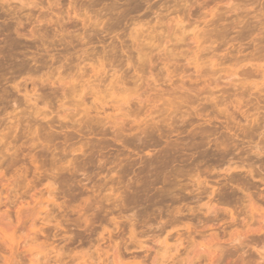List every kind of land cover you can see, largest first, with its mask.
Masks as SVG:
<instances>
[{
  "label": "rangeland",
  "instance_id": "obj_1",
  "mask_svg": "<svg viewBox=\"0 0 264 264\" xmlns=\"http://www.w3.org/2000/svg\"><path fill=\"white\" fill-rule=\"evenodd\" d=\"M187 24L195 29L189 32L191 27L185 31L187 34L183 37L180 30ZM133 29L136 37H141L137 42L130 34H135L131 32ZM169 29L172 32L180 29L177 32L181 38L175 31L171 39L167 38V33H171ZM142 51L148 59L140 55ZM196 55L204 62L197 59L203 64L202 69L194 67ZM99 56L104 73L99 68ZM260 64L264 65V0H0V157L9 162L5 164L9 169L0 164V173L8 171L7 177L0 178L6 179L0 182L4 184H0L4 192L0 196L2 202H7L4 205L0 202V247L5 243V247L0 248L4 251L0 253L4 259L0 258L1 263H54V249L68 253L72 246L76 255L73 263L88 264L91 261L89 249L94 245L97 249L104 238L113 237L112 240H119L122 245L130 239V225L126 222L129 226L124 224L126 227L123 225L121 230L124 227L125 232L123 229L121 234L113 219L127 220L134 218L133 215L136 241L144 244L141 249L144 251L136 250L134 243L132 254L126 256L123 264H133L131 255L138 253L139 257L149 256L147 264H214L217 261L215 264H219L220 259L223 260L220 264H240L242 259L250 262V254H256L252 264L262 263L257 253L264 250H256L254 245L249 248L253 243L247 245L245 242V247L242 241L250 242L248 239H251L252 242L256 232L264 226L258 218L251 220L246 215L250 214L248 200L256 199L249 198L254 192L255 202H260V209L264 208L261 203L264 198V182H261L264 178V79L259 77ZM116 78L121 81L118 88L127 86L139 94L135 93L137 96L133 97L131 105L124 106L126 114H130L125 118L112 108L110 96L105 99L108 85L116 87L118 84ZM89 85L96 88L99 85L98 90L101 86V91L106 93L101 95L108 103L104 112L96 109L99 105L94 102L95 89H90ZM156 95H163L161 102L154 103ZM166 153L172 158L157 160L158 155ZM202 153L207 162L202 159ZM11 155L18 157L19 163L17 159L11 160ZM35 158L42 167L34 164ZM194 158L198 161L194 162ZM10 162L16 165L10 167ZM23 167L31 171L23 170L27 174H19L18 170ZM40 167L41 170H37ZM197 169L202 171L201 176L203 174L200 182L195 173ZM33 173L42 177L40 182L36 177L37 182L33 181ZM186 174L193 177L195 174V177ZM87 175L91 181H87ZM27 177L33 181L32 187L28 179L26 182ZM232 178L234 184L239 180L236 184H248L244 188H252L248 190L247 194L252 195H247V200L243 191L232 190V184V187L229 185ZM18 181L24 186L12 184V189L10 183L17 185ZM201 181L211 186L198 191ZM35 184H39L36 190ZM50 184H65L66 190L74 186V195V191L71 193L68 189L66 201L75 203L77 200L76 213L58 209L62 202L57 199L63 198L45 192ZM68 184L72 186L66 187ZM87 184H104L103 187L106 184L109 190L105 189L101 197L89 196L92 194H87ZM224 184L227 188L222 187ZM15 187L18 195L11 191ZM110 188H121V197L120 194L116 196L118 193L112 195ZM215 190L218 193H213ZM219 193L221 196L216 198ZM49 197L55 200L50 202ZM89 197L104 208L97 209V215L93 216L101 217L103 226L96 225L100 224V219L94 218L98 221L86 228L87 212V216L95 215V206L94 211L85 209ZM121 198L122 204L125 202V206L128 204L134 209H123ZM35 207H47L42 217L45 223L38 220L36 226L38 230L42 228L38 233L40 238L31 231L26 218L27 212ZM60 212L62 214H58ZM66 212L71 214L66 217ZM49 215L57 218L50 219ZM61 219L67 227L63 231L58 228L57 232L56 221ZM82 219L84 222H80ZM22 223L28 224L24 227ZM109 230L115 231V236L116 232L118 237L124 236L123 241L120 237L114 238L113 233L110 235ZM190 230L192 235L187 234ZM105 231L108 234L102 237ZM76 233L79 236L76 237ZM213 235L219 236L218 239L214 240ZM69 236L74 240H68ZM53 238H58L54 239L56 243ZM109 240L102 245L104 251L113 249L115 241L109 243ZM240 246L244 247V255L238 249ZM29 247L33 250L26 253ZM90 250L92 254L96 252L94 248ZM87 251L90 254L85 253ZM208 253L213 254L210 257H214V262H210ZM197 256L203 261H197Z\"/></svg>",
  "mask_w": 264,
  "mask_h": 264
},
{
  "label": "bare ground",
  "instance_id": "obj_2",
  "mask_svg": "<svg viewBox=\"0 0 264 264\" xmlns=\"http://www.w3.org/2000/svg\"><path fill=\"white\" fill-rule=\"evenodd\" d=\"M134 11H135V13H136V10H134ZM138 11H139V10H138ZM130 13H131V12H130ZM130 13H129V14H130ZM131 14H132V13H131ZM133 14H134V12H133ZM97 17H98V16H97ZM92 19H93V18H92ZM98 20H99V18H98ZM181 20H182V19H181ZM94 21H96V20H94ZM182 21H183V20H182ZM177 23H178V22H177ZM179 23H181V22H179ZM179 23H178V24H179ZM135 24H136V22H135ZM178 24H177V26H178ZM181 24H182V23H181ZM181 24H180V25H181ZM182 25H184V24H182ZM136 26H138V24H137ZM191 27H192L191 24H189V25L187 24V26H182V27H181L182 30L178 29V30H180V33L183 32V33H181V34H183V35H181V36L185 37L186 34H187L186 32H188V30H189ZM179 28H180V27H179ZM193 28H194V27H192V29H190L189 32L192 31ZM171 29H173V28H171ZM174 29H175V28H174ZM194 29H195V28H194ZM140 30H141V29L139 28V31H140ZM178 30H177V31H178ZM133 31H134V29H133L131 32H133ZM137 31H138V28H137ZM142 31H143V29H142ZM168 31L171 32V33H170V35L167 33V38H170V37L172 36L171 34H173L175 30L172 32V31H170V29H169ZM177 31H175V32L178 33ZM185 31H186V32H185ZM184 32H185V33H184ZM134 33H135V34H132V33H130V34H131V35H134V37H135L136 39H133V40H136L135 42H137V41H139V40H137V38L139 37L138 39H140L141 37H140V36H137V37H136V32L134 31ZM176 33H174V34H176ZM178 35L180 36L179 33H178ZM195 35H196V34H195ZM168 36H169V37H168ZM176 36H177V35H176ZM181 36H180V38H181ZM196 36L198 37V35H196ZM172 37H173V36H172ZM172 37H171V38H172ZM183 37H182V39H183ZM142 38H143V37H142ZM171 38H170V39H171ZM176 38H177V37H176ZM174 39H175V38H174ZM182 39H181V42H182ZM197 39H199V38H197ZM142 40H143V39H142ZM172 40H173V39H172ZM176 40H177V39H176ZM184 40H185V38L183 39V41H184ZM177 41H178V40H177ZM141 43H142V42H141ZM143 43H144V42H143ZM149 45H150V44H149ZM144 53H145V51H142V52L140 53V55L143 54V55L146 56V58H145V56H141V57H144L145 59H148L146 53H145V54H144ZM196 56H197V55H196ZM196 56H194V58H195ZM197 57H198V56H197ZM99 58H100V56H99ZM99 58H98V59H99ZM101 58H102V57H101ZM101 58L99 59V61L101 62L99 68L102 69V68H104V64L102 63ZM145 59H143V60H145ZM195 59H196V60H195ZM195 59H193V62H195V66H194V67H196L195 69H197V70H198V68H199V69H200V68L202 69V68H203V67H202V66H203V64H202L203 60L200 59L199 57H198V58H195ZM197 59L200 60V61L202 60L201 64H200V61H197ZM194 60H195V61H194ZM203 63H204V62H203ZM205 63H206V62H205ZM262 66H263V67H262ZM94 67H95V66H94ZM94 69H95V70L97 69V72H98V73H100V71H101V70H99V69L96 68V67H95ZM260 69H262V70H261V75H260L259 77H261V79H264V65L260 64ZM98 70H99V71H98ZM102 71H103V73H104V72H105V69H104V70L102 69ZM102 71H101V73H102ZM97 72H96V74H98ZM196 72H199V71H196ZM259 72H260V71H259ZM201 73H202V72H201ZM201 73H200V74H201ZM235 75H237V74H235ZM99 76H100V75H99ZM101 76H103V75L101 74ZM230 76H231V74H230ZM237 76H238V75H237ZM237 76H236V77H237ZM20 77H21V75H20ZM99 78H100V77H99ZM99 78H98V79H99ZM230 78H231V77H230ZM258 79H260V78H258ZM112 80H113V79H112ZM112 80L110 81V83H112V84H114V85H115V83H118V82H119V81H118L119 79H117V78H116V80H115V81H117V82H115V81L113 80L115 83H114ZM100 81H101V80H100ZM255 81H256V80H255ZM258 81H262V80H257V82H258ZM263 81H264V80H263ZM252 82H253V80H252ZM257 82H256V83H257ZM100 83H102V82H100ZM119 83H121V81H120ZM119 83L115 85L116 87H112L111 84L108 85L110 88H111V87H112V88H111V89H110V88L108 89V90H110V91H109L110 93H108V90H107V95H108V94H109V95H108V97H107V95H106V98L104 97L106 93L104 94V92L101 91V86H100L99 90H98L99 85H98L97 88H96V86L93 87V85H89V88H90V89L93 88V90L95 89V90H94L95 92H94V91H92V92H94L93 94L96 93V94H95V95H96V98H95V95H93V98H95L94 102H97L98 105H99V106H96V109L101 108L102 111H103V110L105 111V108H104V107H105L108 103H107V101H103V100H104V98H105V99H108L109 96H110L111 102L113 103V107H112V108H114V110H116V111L121 112L120 115H121L122 117L124 116V118H125V116H129L130 114H128V113H127L128 115L126 114V112H128V111H127V110H124V109H125L124 106L131 105V104H130L131 100L133 99L134 96H135V97H134V99H135L136 96H137L136 94H138V93H136L135 91H134V93H133V92L131 91V89H127V86H126L125 84H123V85H125L126 88L123 87V86H122V88H118V87H117L118 85L121 86V84H119ZM245 83H246V82H245ZM87 85H88V84H87ZM110 85H111V86H110ZM114 85H113V86H114ZM90 86H91V87H90ZM261 86H262V85H261ZM256 87H257V86H256ZM107 88H108V87H107ZM90 89L87 88V90H90ZM183 89H184V87H183ZM259 90H260V89H259ZM105 91H106V90H105ZM130 91H131L133 94H132ZM102 92H103V93H102ZM88 93H89V92H88ZM135 93H136V94H135ZM103 94H104V96H103V100H102V98H101L102 96H101V95H103ZM158 94H159V93H158ZM183 94L185 95V93H183ZM138 95H139V94H138ZM187 95H188V94H186V96H187ZM156 96H157V95H156ZM159 96H160V97H159ZM162 96H163V95H158L157 97H155V99H154V103H156V102H157V103H158V102H161V100H162ZM198 96H199V95H198ZM139 97H140V96H139ZM164 97H165V96H164ZM163 100H164V99H163ZM165 100H166V99H165ZM170 100H171V99H170ZM166 101H167V100H166ZM172 102L174 103V101H172ZM165 103H166V102H165ZM167 103H168V106H167V107L170 109L171 106H169V105H170V104H169V101H167ZM167 103H166V105H167ZM173 103H172V104H173ZM94 104H96V103H94ZM96 105H97V104H96ZM109 105H110V104H109ZM174 105H175V103H174ZM174 105H173V106H174ZM111 106H112V105H111ZM163 107H166V106H163ZM167 107H166V108H167ZM127 108H128V107H127ZM163 109H164V108H163ZM169 109H167V110H169ZM171 109H172V108H171ZM104 111H103V112H104ZM165 114H166V113H165ZM122 117H121V118H122ZM118 118H119V117H118ZM119 119H120V118H119ZM115 120H116V122H117L116 117H115ZM121 120H122V119H120V121H121ZM115 124L117 125V124H119V123H115ZM206 154H207V153H206ZM190 155H191V154H189V156H190ZM192 155H193V154H192ZM192 155H191L190 157H195V156H192ZM202 155H203V153H202ZM202 155H199V156L202 157ZM207 155H208V154H207ZM225 155H226V154H225ZM0 156H1V155H0ZM11 156H12V155H11ZM11 156H9V157L11 158ZM141 156H142V155H141ZM141 156H140V157H141ZM158 156H159V157H158ZM158 156H157V160H158V161H159V159H163V160L166 159V160H167V158H170V157H171L170 154H167V153H166V154H161V155H158ZM172 156H173V155H172ZM176 156H177V155H176ZM176 156L174 155V158H175ZM179 156H181V155H179ZM199 156H198V158H197V157H196V158L199 159ZM208 156H209V155H208ZM212 156H213V155H212ZM214 156H215V155H214ZM218 156H219V154H218ZM221 156H222V155H221ZM5 157L8 158V156H4V158H5ZM100 157H102V159H103V156H100ZM143 157L145 158L144 155H143ZM143 157H142V159H143ZM177 157H178V156H177ZM182 157L184 158L185 155L183 154ZM187 157H188V155L186 156V158H187ZM210 157H211V155H210ZM1 158H2V157H0V164H2L3 166H5V167L7 168L8 166L5 165V164H7V163H9V162L6 161V160H7L6 158H5V159H6L5 161H4L3 158H2V159H1ZM97 158H98V157H97ZM147 158H148V157H147ZM171 158H172V157H171ZM213 158H214V157H213ZM259 158H260V157H259ZM12 159H13V160H14V159H15V160L17 159L16 162H18V161L20 160L18 157L15 158V156H14V157L12 156L11 160H12ZM18 159H19V160H18ZM99 159H101V158H99ZM145 159H146V158H145ZM180 159H181V158H180ZM194 159H195V158H194ZM197 159H195L194 162H195V161H198ZM202 159H203V160L206 159V155H205V154L203 155ZM202 159H200L199 162H201ZM218 159H219V158H218ZM221 159H222V158H221ZM35 160H36V158L34 159V162H36V163H34L33 161H31V162H33V163L36 164V165H40V164H38L39 161H37V160L35 161ZM169 160H170V159H169ZM174 160H175V159H174ZM208 160H211V159L208 158ZM214 160H217V159L214 158ZM214 160H213V161H214ZM223 160H224V159H223ZM99 161H101V160H99ZM142 161H143V160H142ZM155 161H156V160H155ZM160 161H161V160H160ZM185 161H186V160H185ZM205 161H206V160H205ZM219 161H220V159H219ZM6 162H7V163H6ZM13 162H14V161H13ZM13 162H12V163L10 162V164H9L10 167H12V165H13V166L16 165V164H13ZM37 162H38V163H37ZM101 162H102V161H101ZM202 162H203V161H202ZM206 162H207V161H206ZM209 162H210V161H209ZM18 163H19V162H18ZM11 164H12V165H11ZM211 164H212V163H211ZM208 165H209V164H208ZM249 165H250V164H249ZM40 166H41V165H40ZM33 167L36 169L35 165H33ZM41 167H42V166H41ZM41 167L38 168L37 170H41ZM207 168H208V167H206V170H208ZM209 168H210V167H209ZM250 168L252 169V167L249 166V170H251ZM7 169H9V167H8ZM25 169H28V170H25ZM42 169H43V168H42ZM4 170H5V169H4ZM21 170H22V171H21ZM21 170H18L19 174H20V172H24V171L29 172L30 168H29V167H28V168H27V167H25V168L23 167V169H21ZM23 170H24V171H23ZM197 170H198V169H197ZM1 171H2V170H1ZM30 171H31V170H30ZM195 171H196V170H195ZM198 171H199V170H198ZM198 171L195 172V173H196L197 176H198V179H197V180H199V182H200V178H199V177L201 176L200 173H202V171H201V172H200V171L198 172ZM2 172H3V171H2ZM2 172L0 173V176H1L0 178H4V177H7V176H8V175L6 176V174H7L6 172H8V171H5V173H2ZM26 172H24L23 175H26V174H27ZM87 172H88V171H87ZM16 173H17V172H16ZM36 173H37V172H36ZM40 173H41V171H40ZM90 173H91V171H90ZM92 173H93V172H92ZM9 174H10V172H9ZM11 174H12V173H11ZM38 174H39V173H38ZM42 174H43L44 176L47 175V174L44 173V171H43ZM87 174H88V173H87ZM188 174H189V173H188ZM188 174H186V176L191 177V178H194V177H195V174H194V177H193L192 174H191V176L188 175ZM250 174H251V176H252L253 179H254V178L256 179V175H254L252 171H250ZM16 175H17V174H16ZM16 175H15V176H16ZM89 175L91 176L92 174H89ZM19 176L21 177V175H19ZM28 176H29V175H28ZM90 176L87 175V181H91V180H92L91 177H92L93 175H92L91 177H90ZM202 176H203V174H202ZM202 176H201V178L203 179ZM260 176H261V175H260ZM35 177L38 178L37 180H39L38 182H40V179H39V178H42V177H40V176L37 177V176H35V174L33 173V177H32V178L34 179V180H33L34 182H37V181H35V179H36ZM47 177H48V175H47ZM231 177H233V176H231ZM231 177H229V178H231ZM261 177H262V176H261ZM23 178H25V176H24ZM28 178H29V177L26 178V182H28V181H27ZM45 178H46V177H44L43 179H45ZM48 178H49V180H50V177H48ZM48 178H47L46 180H48ZM234 178H235V177H234ZM262 178H263V177H262ZM262 178H261V179H262ZM8 179H9V178H8ZM8 179H7V180H8ZM14 179H15V181H17V178H13V180H14ZM18 179H19V178H18ZM20 179H21V178H20ZM257 179L259 180L260 177L257 178ZM1 180H2V181H4V180L6 181V179H4V180L1 179ZM1 180H0V182H1ZM13 180L11 179V182H13ZM28 180H29V179H28ZM41 180H42V179H41ZM204 180H205V179H204ZM262 180H263V181H261V182H264V178H263ZM29 181H30V180H29ZM33 181H30V182H31V183H30V184H31V187L34 185V184H32ZM42 181H43V180H42ZM208 181H209V180H208ZM208 181H207V182H208ZM228 181H229V180H228ZM234 181H235V180H233V178H232V179L230 180V183H229L230 186H231V184H232V186H233L232 190L235 188V189H237V191H239V192L243 191V192H241V193H244L243 195L246 194V195L244 196V197L246 198V200H247V197H249V196L252 195V194H253V195L255 194V192L252 193V194H251V193H250V194H247V193H249V191L252 190V188L250 187V188H249L250 190H249L248 187H246V189H245L244 186H245L246 184H245V185H244L243 183H241V184H240V183H239V184H236V183H238L239 180L236 181L235 184H234ZM26 182H25V183H26ZM204 182H206V181H204ZM209 182H210V181H209ZM209 182H208V183H209ZM240 182H241V181H240ZM1 183H2V182H1ZM1 183H0V184H1ZM19 183H22V185H23V182H19V181H18L17 185H16L15 183H10L11 186H12V189H13V185H12V184H14V186L17 187L18 185L20 186ZM202 183H203V182L201 181V183L198 184V186H197V187H199V188H198V191H199L200 188H201L200 190H203V188H205V189L207 190L206 187H208V184H206V183H203V184H202ZM242 184H243V185H242ZM1 185H2V184H1ZM6 185H7V184H6ZM22 185H21V187H22ZM27 185H28V184H27ZM27 185H26V186H27ZM35 185H36V184H35ZM38 185H39V184H38ZM38 185H36L35 190H36V188H38ZM51 185H52V184H50L49 187H47V189L45 190V192H46L49 196H52V195H54V194H55V196H56V194L59 195V196L61 195L62 198L64 199V200L61 199V197H59V199H61L62 201H59V199H57L58 202H62V203H59V204H58V209H59V210H62V211H66L67 209H70V211H71V210L73 211V212L71 211L72 213H76V212H74V211H75L76 207H78V205H79V203H76L77 200H75V203H73L72 201H70L71 203H73V205L69 202V200H68V202L66 201V200H67V197H68V189L70 190V188H68V189L66 190V189L64 188V187H65V184H64V186H62L63 184H61V185H60V184H59V185H58V184H55V185H58V186H55V185L51 186ZM68 185H70V184H68ZM68 185H67L66 187H71V186H72V184H71L70 186H68ZM89 185H90V184H89ZM89 185L87 184V186H86L87 194H89V193L92 194V195H89V196H94V197H95L96 195H98V196L101 195V196H102V195H103L102 193L105 192V189H106V190H109L108 187H105L106 184H105V186H104L105 188L103 187L104 184H103V185H100V186H99V185H92V184H91L92 186H89ZM196 185H197V184H196ZM227 185H228V184H227ZM229 185H228V187H229ZM247 185H248V184H247ZM247 185H246V186H247ZM250 185H251V184H250ZM252 185H253V184H252ZM252 185H251V186H252ZM2 186H4V184H3ZM11 186H10V187H11ZM23 186H24V185H23ZM210 186H211V184H209V187H210ZM220 186H222V185H220ZM224 186L227 188V186H226L225 184H224L222 187H224ZM232 186H231V187H232ZM256 186H257V185H256ZM16 187L14 188L15 190H12V189H11V191L16 192V191L18 190V188H16ZM21 187H20V188H21ZM28 187H30V186H28ZM31 187H30V188H31ZM83 187H85V185H83ZM83 187H82V189H84ZM109 187H113V186H109ZM209 187H208V188H209ZM222 187H221V190H224V188L222 189ZM252 187H253V186H252ZM254 187H255V185H254ZM260 187H261V186H260ZM4 188H5V187H4ZM8 188H9V187H8ZM8 188H5V189H8ZM20 188H19V190H20ZM23 188H24V187H23ZM72 188H73L72 190L74 191V186H73ZM75 188H76V187H75ZM213 188H215V187H213ZM255 188H256V187H255ZM26 189H28V188H26ZM163 189H164V188H163ZM228 189H230V188H228ZM24 190H25V189H23V191H24ZM30 190H31V191H34V188H33V190H32V189H30ZM72 190H70L71 193H72ZM75 190H76V189H75ZM84 190H85V189H84ZM120 190H121V188H119V190H118V189H114V188H110V193H111L112 195H113V193H115V194L118 193L116 196H119V194H120V197H121V195H122L121 193H122V192H121ZM170 190H171V189H170ZM181 190H182V188H181ZM196 190H197V189H196ZM196 190H195V191H196ZM213 190H214V189H213ZM217 190H218V189H217ZM225 190H226V189H225ZM246 190H247V192H246ZM248 190H249V191H248ZM0 191H1V189H0ZM9 191H10V190H9ZM42 191H43V189H42ZM42 191H41V193H43ZM66 191H67V192H66ZM162 191H163V190H162ZM164 191H165V190H164ZM183 191H186V190L183 188ZM187 191H188V189H187ZM190 191H191V190H190ZM198 191H197V192H198ZM235 191H236V190H235ZM254 191H256V190H254ZM17 192H18V191H17ZM17 192L15 193L16 195H18ZM26 192H29V191L27 190ZM26 192H25V193L23 192V195H25ZM167 192H168V191H167ZM201 192H203V191H201ZM201 192H200V193H201ZM216 192L218 193V191H216V190L213 191V193H216ZM221 192H222V191H221ZM259 192H260V190H259ZM0 193L2 194V196L4 195V194H3V193H4L3 191H1ZM7 193H8V192H7ZM7 193H6V194H7ZM69 193H70V192H69ZM71 193H70V196H71ZM74 193H75V191L72 193V195H74ZM78 193H79V192H78ZM194 193H196V192H194ZM226 193H227V192H226ZM43 194H44V193H43ZM76 194H77V193H76ZM115 194H114V196H115ZM201 194L203 195V193H201ZM219 194H220V193H219ZM219 194H218V195H219ZM8 195H9V193H8ZM78 195H79V194H78ZM78 195H77V196H78ZM105 195H106V194H104V196H105ZM210 195H211V193H210ZM218 195H217L216 198H218V197L221 196V194H220L219 196H218ZM226 195H227V194H226ZM247 195H249V196H247ZM253 195H252L251 197H249V198H251V199H252V198H256V199H257V195H255L254 197H253ZM262 195H263V194H262ZM98 196L95 198V200H96L97 198H99ZM101 196H100V197H101ZM198 196H199V195H198ZM213 196H215V195H213ZM16 197H18V196H15V198H16ZM21 197L23 198L24 196L21 195ZM21 197H20V198H21ZM120 197H119V198H120ZM209 197H210V196H209ZM0 198H1V196H0ZM6 198H7V197H6ZM49 198H50V197H49ZM56 198H58V197L56 196ZM68 198H69V197H68ZM71 198H72V197H71ZM76 198H77V197H76ZM90 198H93V197H89V198L87 199V202L85 201V204H86V205H85V206H86L85 209L87 208V211H88V209H89V210L91 209L92 211H94V209H95V215H94V213H93L92 216H91L90 214H89V216H87V215H88V212H87L85 209L83 210V207L81 208V210H82L85 214H86V212H87V214L85 215L87 218L84 216V217L86 218V219H85V223H86V225H87L86 228H87V227H92V226H94L95 222L98 221V220L95 221L96 218H98V217L95 218V217H93V216H96V215H97V214H96V212H97L96 210H97V209H102L101 207H103V206H100V205H99L100 203H99V204H98V203H95L96 201H94V200H93L94 202H92V199H90ZM116 198H117V197H116ZM119 198H118V199H119ZM152 198H153V197H152ZM196 198H197V196H196ZM225 198H226V196H225ZM245 198H244V200H245ZM1 199H2V200H1ZM1 199H0V202H1V205H2L5 201L2 202V201H3V198H1ZM52 199L55 200L54 198H50V199H48V201L51 202ZM121 199H122V198H121ZM121 199H120V203H121V201L123 202V199H122V200H121ZM199 199H200V198H199ZM256 199L248 200L249 203H250L249 206H248V207H249L250 214H246V213H245V214L248 215V217H249L251 220H253V219H255V218H258L259 221H260V223H263V225H264V208H263V209H262V208H261V209L259 208L258 205L260 204V202H259V204H257V203L255 202V201H257ZM11 200H12V199H11ZM53 200H52V201H53ZM197 200H198V199H197ZM211 200H212V199H211ZM219 200H222V198H220ZM223 200H224V199H223ZM223 200H222V201H223ZM48 201H47V202H48ZM73 201H74V200H73ZM222 201H221V202H222ZM250 201H251V202H250ZM258 201H261V200H258ZM262 201H263V202H261V203L264 205V198H263ZM12 202L14 203V200H13ZM12 202H10V203H12ZM5 203H7V202H5ZM68 203H69V204H68ZM124 203H125V202H124ZM124 203H123V204L121 203V205L124 206V207L121 206V207H123V209H125V207L127 208L126 210L129 209V211H130V209H134L133 206H128V204H127V206H125L126 203H125V205H124ZM53 204H56V202L53 203ZM1 205H0V206H1ZM3 205H4V204H3ZM23 206H24V205H23ZM53 206H54V205H53ZM55 206H57V205H55ZM94 206H95V207H94ZM261 206H262V205H261ZM261 206H260V207H261ZM93 207H94V209H92ZM121 207H120V208H121ZM130 207H133V208H130ZM248 207H246V209H248ZM23 208H24V207H23ZM46 208H47V207H46ZM46 208H45V207H43V208L35 207L34 209L29 210V211L27 212V213H28V217H26V218H27V221H29L28 223L31 224V225H30L31 231H33V232L36 234V238H40L39 235H38V233H39V232H42V228H40V230H38V229L36 228V226H37V222H39L38 220H41V222H44V223H45V221H42V220H44L42 217H43L44 213L47 211ZM115 208H116V207H115ZM118 208H119V207H118ZM212 208H213V207H212ZM18 209H19V208H18ZM54 209H55V207H54ZM103 209H104V208H103ZM103 209H102V210H103ZM116 209H117V208H116ZM56 210H57V208L55 209V211H56ZM102 210H101V211H102ZM119 210H122V208L119 209ZM243 210H244V209H243ZM101 211H100V212H101ZM244 211H246V210H244ZM21 212H22V211H21ZM21 212H20V213H21ZM57 212H58V211H57ZM71 212H70V213L68 212V214L70 215ZM210 212H211V210H210ZM231 212H232V211H231ZM7 213H8V212H7ZM22 213H23V212H22ZM48 213H49V212H48ZM101 213H102V212H101ZM236 213H237V212H236ZM238 213H239V212H238ZM248 213H249V212H248ZM10 214H11V213H10ZM58 214H62V212H60V213H58ZM65 214H67V212H66ZM68 214L65 215V216L67 217ZM91 214H92V213H91ZM163 214H164V212L161 214L162 217H163ZM242 214H243V213H242ZM50 215H51V214H50ZM50 215H49V217H50ZM53 215H54V213H53ZM63 215H64V212H63ZM135 215H136V214H135ZM10 216H11V215H10ZM23 216H24V215H23ZM65 216H64V217H65ZM235 216H236V215H235ZM4 217H5V216H4ZM8 217H9V216H8ZM12 217H13V216H12ZM21 217H22V216H21ZM49 217H48V218H49ZM53 217H56V215L53 216ZM53 217L51 216L50 219H51V218L53 219ZM132 217H134V218H131V217H128V219L125 218V219H127V220H121V218H120V220H119L118 218L113 219L114 224L116 225V227H117L118 229H120L121 234H123V233H122V230L124 229V227H123L122 230H121V227H122L124 224H126V226H129V225H130V227H131V229H130V227H129V229H130V239H129L128 241L126 240V243H125L124 245H122L123 242L121 243L119 240H115V239L112 240L113 237H110V238H111L110 240H112V241H110V240H109V237H108L107 239L109 240V243H110V242L112 243L113 241H115V242H117V243H118V242L121 243V244H115V242H114L113 244H115V247H114V245L112 244L113 249H114V250H113L112 247L110 248L111 251L113 250V251H112L113 253L111 252L112 254H110V250H109V249L106 250V251H104V248H105V247L102 246L104 243H106L105 241H106L107 239H105V238L103 239V242H104L103 244H100L99 242H97V243H99V244H98V248L95 249V248H96V245H94L95 247L93 246V248H94V250H95L96 252L93 251L94 253L92 254V252H91L90 249H93V248H90V249H89V252H90L91 254L88 253V251L85 252V253L90 254L89 256L91 257V258H90L91 261H90V263H88V264H123V260H125L126 256L129 255V254H132V253H131V252H132V251H131V250H132L131 247L134 248V243L137 245L136 250H138V249H140V250H141V249H144V244H143L142 242L136 241V235H135V231H136L135 229H137V228L135 227V226H136V225H135V224H136V221H135L136 218H135L134 215H133ZM136 217L139 218V216H137V215H136ZM5 218H6V217H5ZM26 218H24V219H26ZM56 218H57V217H56ZM56 218H54V220H56ZM94 218H95V220H94ZM100 218H101V217H100ZM100 218H98V219H100ZM129 218H130V219H129ZM212 218H213V217H212ZM8 219H9V218H8ZM19 219H20V218H19ZM58 219H60V218H58ZM68 219H70V218H68ZM68 219H67V221L70 222L71 219H70V220H68ZM139 219H140V218H139ZM10 220H11V218H10ZM15 220H16V219H15ZM210 220H212V219H210ZM233 220H234V219H233ZM237 220L239 221V219H237ZM237 220H236V221H237ZM11 221H12V220H11ZM27 221H24V222L26 223ZM105 221H106V220H105ZM105 221H104V222H105ZM122 221H124L125 223H123ZM134 221H135V222H134ZM137 221H138V220H137ZM205 221H206V219H205ZM215 221H217V220H215ZM9 222H10V221H9ZM9 222H8V223H9ZM12 222H13V221H12ZM17 222H18V221H17ZM22 222H23V220H22ZM24 222H23V223H24ZM80 222H84V220L82 219V221H80ZM101 222H102V219H100V224L97 223L96 225L103 226V225H101ZM126 222H127L129 225H128ZM239 222H240V221H239ZM14 223H15V222H14ZM14 223H13V224H14ZM19 223H20V221H19ZM23 223H22L21 225H23ZM28 223H27V224H28ZM56 223H58V224H57V227H56V228H57V232H58V228H59L60 230H62V231H63V230H66V227H67L66 224H67V223H65L64 220H62V219H61V220H58V221H56ZM72 223H75V221H72ZM200 223H201V222H200ZM207 223H208V222H207ZM218 223H219V222H218ZM233 223H234V222H233ZM233 223H232V224H233ZM13 224H12V225H13ZM27 224H25V226H27ZM75 224L78 225L77 222H76ZM75 224H74V225H75ZM102 224H103V223H102ZM105 224H106V222H105ZM121 224H122V225H121ZM137 224H138V222H137ZM209 224H210V223H209ZM214 224H215V223H214ZM234 224H235V226H237V225H236L237 223H234ZM16 225H17V224H16ZM46 225H48V224H47V220H46ZM65 225H66V226H65ZM17 226H18V225H17ZM23 226H24V225H23ZM23 226H22V227H23ZM25 226H24V227H25ZM42 226H43V224H42ZM106 226H107V225H106ZM106 226H104V227H106ZM124 226H125V225H124ZM126 226H125V227H126ZM188 226H189V225H188ZM188 226H187V228H188ZM18 227H21V226H18ZM96 227H98V226H96ZM104 227H103V229H104ZM134 227H135V229H134ZM191 227H192V226H191ZM207 227H208V226H207ZM13 228H14V227H13ZM100 228H101V227H100ZM14 229H15V228H14ZM16 229H17V228H16ZM18 229H20V228H18ZM67 229L69 230V228H67ZM88 229H89V228H88ZM91 229H93V228H91ZM106 229H107V228H106ZM113 229H114V228H113ZM118 229H117V232H118ZM126 229H127V228H126ZM190 229H191V228H190ZM222 229H223V230H222ZM222 229H221V230L224 231V228H222ZM60 230H59V231H60ZM114 230H115V229H114ZM186 230H187V229H186ZM45 231H46V230H45ZM91 231H92V230H91ZM106 231L108 232V230H106ZM106 231H105V233H103V232H104V230H103V232H102L103 234L100 233V234H102V237L105 236V234H108V233H106ZM109 231H110V230H109ZM123 231L125 232V229H124ZM46 232H47V231H46ZM68 232H69V231H68ZM95 232H96V231H95ZM113 232H115V231H113ZM113 232H112V230H111V231L109 232L110 235H111ZM117 232H116V236H115V233H113V234H114V238L116 237V238L118 239L120 236L118 237ZM219 232H220V231H219ZM224 232H225V234H226V231H224ZM119 233H120V232H119ZM192 233H193V232H192L191 230H190V232H189V231L187 232V234H189V235H192ZM199 233H201V232H199ZM47 234H48V233H47ZM113 234H112V236H113ZM121 234H119V235H121ZM202 234H203V233H202ZM48 235H49V234H48ZM48 235L45 236V237H48ZM71 235H73V234H71ZM137 235H138V234H137ZM246 235H247V234H245V236H246ZM56 236H57V235H56ZM73 236H74V238H75V235H73ZM77 236H79V234L77 235V233H76V237H77ZM178 236H179V235H178ZM253 236H254V235H253ZM51 237H53V236H51ZM51 237H49V239H48L49 242L52 240ZM99 237H100V236H99ZM123 237H124V236H123ZM123 237H120L121 239H120V238H119V239L123 241ZM180 237H182V235H180ZM212 237H213L214 240H217L219 236L217 237V236H214V235H213ZM50 238H51V240H50ZM55 238H56V237H55ZM55 238H53V241H54ZM70 238H71V239H70ZM78 238H80V237H78ZM247 238H248V237H247ZM249 238H250V237H249ZM67 239H68V240L70 239V241H71V240H74L72 236H71V237L69 236V238H67ZM67 239H66V240H67ZM75 239H76V238H75ZM97 239H98V238H97ZM238 239H239V238H238ZM0 240H2V239H0ZM57 240H58V238L55 239V241H57ZM79 240L81 241V239H79ZM99 240L102 242V239H101V238H99ZM124 240H125V239H124ZM241 240H242V239H241ZM55 241H54V243H56ZM76 241H77V240H76ZM80 241H79V242H80ZM239 241H240V239H239ZM242 241H244V246H245V247H246L247 245H249V244H247V243H250V244L253 243V244H251V246L249 245V248L252 247V245H254V247H257L258 249H257V248H254V247H252V248H254V249H256V250H261V251L264 250V226H263L259 231L256 232V235L253 237L252 242H251V239H250V240L248 239V241H250V242H247V240H242ZM25 242H27V241H25ZM51 242H52V241H51ZM59 242H61V240H60ZM67 242H68V241H66V243H67ZM77 242H78V241H77ZM237 242H238V240H237ZM245 242H246L247 245H245ZM54 243H51V245H53ZM80 243H81V242H80ZM129 243H130V244H129ZM4 244H5V243H4ZM4 244H2L1 247H2ZM70 244H71V243H70ZM74 244H75V243H74ZM218 244H219V243H218ZM240 244L242 245L243 242H241ZM26 245H28V243H26ZM54 245H55V244H54ZM83 245H85V244H83ZM220 245H221V244H220ZM220 245H219V246H220ZM238 245H239V244H238ZM56 246H57V245H56ZM56 246H55V247H56ZM61 246H62V245H61ZM63 246H64V245H63ZM101 246H102V247H101ZM242 246H243V245H242ZM1 247H0V248H1ZM4 247H5V245H4ZM4 247H3V248H4ZM25 247H26V246H25ZM27 247H28V246H27ZM55 247H54V248H55ZM91 247H92V244H91ZM52 248H53V247H52ZM70 248L73 249L72 246H71ZM75 248H78V247H75ZM237 248H238V247H237ZM240 248H241V249H240ZM240 248H238L240 251H241L242 249H244V247H241V246H240ZM260 248H262V249H260ZM1 249H2V248H1ZM1 249H0V253H1V251H2ZM57 249L59 250V248H57ZM72 249H69V252H68V253H67V252H66V253H64V252L61 253V252L56 251V249H54L55 252H53V253H55V255H56V259H55L54 263L49 262L48 264H74L73 261H75V257H76V255L74 254L75 252L73 253V250H72ZM238 249H235V250H238ZM246 249H247V248H245V250H246ZM32 250H33V249H32L31 247H29V248L26 250V253L31 252ZM140 250H138V251H140ZM247 250H249V249H247ZM252 250H253V249H252ZM256 250H255V251H256ZM59 251H60V250H59ZM75 251H76V250H75ZM134 251H135V249H134ZM141 251H144V250H141ZM208 251H209V250H208ZM208 251H207V252H208ZM232 251H233V249H232ZM240 251H239V252H240ZM2 252H4V251H2ZM16 252H17V251H15L14 253H16ZM80 252H81V251H80ZM207 252H206V253H207ZM242 252H243V250H242ZM76 253H79V252H76ZM85 253H84V256H85ZM136 253H137V252H136ZM202 253H203V252H202ZM210 253H212V252L210 251ZM210 253H208V255H209ZM214 253H215V252H214ZM254 253H255V252H254ZM17 254H20V253L17 252ZM17 254H16V256H17ZM23 254H25V252L22 253V256H23ZM79 254H80V253H79ZM144 254H145V253H144ZM200 254H201V253H200ZM237 254H238V253H237ZM244 254H245V252H243V255H244ZM246 254H248V253H246ZM257 254H258L259 257H260V261H262V263L258 262V264H264V251H262V252H259V251H258ZM4 255H5V254H4ZM51 255H52V252H51ZM51 255H50V256H51ZM77 255H78V254H77ZM86 255H87V254H86ZM133 255H134V254H133ZM148 255H149V254H148ZM211 255H213V254H210L209 257H210ZM233 255H234V254H233ZM255 255H256V254H255ZM255 255H253V254L248 255V258H249V261H250V262L246 261V263H245V261L242 259L243 261L241 260V263H242V264H243V263H244V264H247V263L252 264L251 262L256 261V257H255ZM5 256H7V255H5ZM8 256H9V255H8ZM8 256H7V257H8ZM20 256H21V254H20ZM20 256H19V257H20ZM78 256H80V255H78ZM96 256H97V257H96ZM139 256H140L139 253L136 254L135 256H132V255H131L132 258H130V260H131V259H132V261L134 260V262H132V263H133V264H145V263L147 264V262H145V261H146V259L149 258V256H147V255H146V256H145V255H144V256L141 255V257H139ZM226 256H228V255H225V258H227ZM229 256H230V255H229ZM246 256H247V255H246ZM246 256H244V257H246ZM1 257H2V256L0 255V258H1ZM232 257H234V256H232ZM10 258H11V257H9V259H10ZM23 258H24V256H23ZM128 258H129V257H128ZM202 258H203V256H202ZM215 258L219 259L217 256H215ZM228 258H229V257H228ZM1 259H3V258H1ZM18 259H19V258H18ZM20 259H21V257H20ZM20 259H19V260H20ZM142 259H143V260H142ZM195 259H197V261H198V259H199L200 262L203 261V259H201V256H197ZM195 259H194V260H195ZM204 259H205V257H204ZM207 259H208V258H207ZM246 259H247V258H246ZM246 259H245V260H246ZM13 260H14V259H13ZM21 260H22V259H21ZM21 260H20V261H21ZM128 260H129V259H128ZM201 260H202V261H201ZM220 260H221V262H223L222 259H220ZM232 260H233V259H230V261H232ZM235 260H236V259H235ZM239 260H240V259H238L237 262H239ZM2 261H4V259H3ZM2 261H0V264H2V263H1ZM11 261H12V259H11ZM16 261H17V258H16ZM71 261H72V262H71ZM214 261H215L214 257H210V262H214ZM205 262H207V261H205ZM217 262H218V261H217ZM217 262H214V264L217 263ZM221 262H220V263H221ZM237 262H236V263H237ZM3 263H4V262H3ZM16 263H17V262H16ZM220 263H219V264H220ZM227 263H228V262H227ZM239 263H240V262H239ZM241 263H240V264H241ZM7 264H8V263H7ZM189 264H195V263H194V262H190ZM222 264H224V263H222ZM230 264H231V262H230ZM237 264H238V263H237Z\"/></svg>",
  "mask_w": 264,
  "mask_h": 264
}]
</instances>
